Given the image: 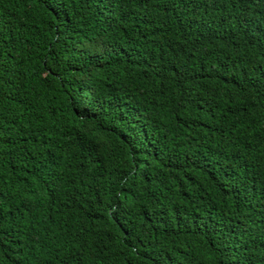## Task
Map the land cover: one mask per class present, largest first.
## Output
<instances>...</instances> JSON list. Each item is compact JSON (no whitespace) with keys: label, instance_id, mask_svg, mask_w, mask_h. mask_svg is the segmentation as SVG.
<instances>
[{"label":"trees","instance_id":"1","mask_svg":"<svg viewBox=\"0 0 264 264\" xmlns=\"http://www.w3.org/2000/svg\"><path fill=\"white\" fill-rule=\"evenodd\" d=\"M0 264H264V0H0Z\"/></svg>","mask_w":264,"mask_h":264}]
</instances>
